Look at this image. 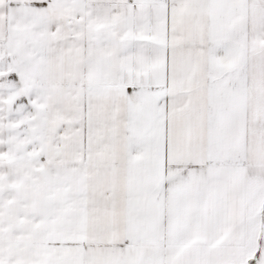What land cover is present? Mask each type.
I'll return each instance as SVG.
<instances>
[{"label": "snow or ice", "instance_id": "1", "mask_svg": "<svg viewBox=\"0 0 264 264\" xmlns=\"http://www.w3.org/2000/svg\"><path fill=\"white\" fill-rule=\"evenodd\" d=\"M0 264H264V0H0Z\"/></svg>", "mask_w": 264, "mask_h": 264}]
</instances>
